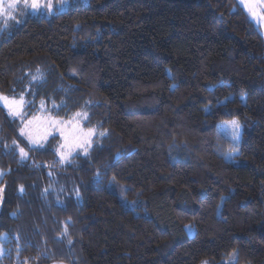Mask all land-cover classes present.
<instances>
[{
	"label": "trees",
	"instance_id": "trees-1",
	"mask_svg": "<svg viewBox=\"0 0 264 264\" xmlns=\"http://www.w3.org/2000/svg\"><path fill=\"white\" fill-rule=\"evenodd\" d=\"M16 14L0 93L29 104L22 118L0 106L1 264H217L232 251L264 264V36L238 1ZM40 109L86 112L88 154L61 162L55 136L30 146L21 124ZM233 119L231 161L219 125Z\"/></svg>",
	"mask_w": 264,
	"mask_h": 264
},
{
	"label": "rangeland",
	"instance_id": "rangeland-1",
	"mask_svg": "<svg viewBox=\"0 0 264 264\" xmlns=\"http://www.w3.org/2000/svg\"><path fill=\"white\" fill-rule=\"evenodd\" d=\"M55 0H51V4H52V9L51 11H48L45 7H41L39 10L37 11H33L31 8H27L24 9L23 11L26 13H32V14H46V15H50L54 12H60V11H64L68 8L69 6V0H56V2H54ZM238 3L244 8V10L246 11V13L248 14L249 18L256 24V26L260 29L261 33L264 36V0H237ZM42 3H45L44 0H41ZM54 2V4L52 3ZM61 4H63V7H61ZM249 9H251V12L249 11ZM252 12L255 13V16L252 15ZM17 11L14 13L15 16H17ZM9 22H11V19H7L6 21V25L5 26V18L4 17H0V33L3 30H6L8 28H10V24ZM3 96H7L4 94H1ZM7 97H13V96H7ZM19 98V97H16ZM25 99V98H24ZM0 106H2L3 108H5L3 106L2 103H0ZM6 111L8 112V109L5 108ZM25 111V110H24ZM75 116V115H74ZM74 116L70 119H61V118H57L54 116H51L49 114H46L44 111H42V109H40L39 112H34L32 113L30 116H28V118H26L24 121H22L21 124V129L23 128L25 130L26 135H24V139L28 142V144L30 146H34L33 144L29 143V137H31L33 140L36 141V144H45L51 137H58V143H57V149L59 148V146L62 143H65V140L61 138V132L60 131H53L51 128L47 127L48 121L52 120V119H56V120H60V121H64V125L63 127V135L65 137L68 138V140L70 142L75 143V141H73V136L75 135L76 131H78L79 129H84L85 131H87V129L89 128H84L82 126V122H83V118L82 117H76L75 120H73ZM13 117V116H11ZM14 118H21V117H14ZM31 121V123L29 124L28 122ZM78 121L79 123V128L76 127V122ZM232 121H237L236 119L233 120H229V121H225L220 123L219 125V129L221 131V133L228 138L230 141H232V143L235 146V149L229 151L226 153V158L228 160H233L237 150H236V145L239 143V140L241 138V134H242V125L240 124V136L238 140H233L232 139V133H231V128H230V124ZM94 129V128H91ZM47 133H51L50 135ZM95 133L97 134V131L95 130ZM96 134L94 136L91 137V142L93 140V138L96 136ZM37 147V146H34ZM62 152H64L67 156V159L64 160L63 162H67L75 153H77L78 151H82V149L77 148L75 146L71 147V154L68 155L69 153V149L68 148H64L61 149ZM58 158L60 160V155L57 153ZM61 161V160H60ZM0 176H1V171H0ZM2 206V192L0 190V209ZM186 229L188 230V234L190 236H192L194 234V228L188 226L186 227ZM7 241L6 235L3 234L2 236H0V264H1V259L4 256V254L6 253V246H4V243ZM204 262H207V264H211L208 261H203L201 264H204ZM51 264H68L64 261H57V262H53ZM217 264H237V252L236 251H232L231 253H229L226 257L222 258L221 260L217 261Z\"/></svg>",
	"mask_w": 264,
	"mask_h": 264
},
{
	"label": "snow or ice",
	"instance_id": "snow-or-ice-1",
	"mask_svg": "<svg viewBox=\"0 0 264 264\" xmlns=\"http://www.w3.org/2000/svg\"><path fill=\"white\" fill-rule=\"evenodd\" d=\"M243 2V0H242ZM41 7H45L48 11H51L52 9V4L50 0H47V2L42 3L41 0H0V17L5 18V26L7 19H13L15 20L16 17L14 13L16 11H23L24 9L31 8L33 11L39 10ZM61 7H63V4H61ZM251 12V9H249ZM252 15L255 16V13L252 12ZM0 103L3 104L5 108L8 109V114L13 117H23L25 115V108L29 104L28 101L24 99V96L21 95L19 98L16 97H7L0 95ZM45 106V102L41 100V107L43 108ZM55 107V105H53ZM76 117H82L84 120H87L88 114L85 113H76L73 120H75ZM29 124L31 121L28 122ZM64 121L52 119L48 121L47 127L51 128L53 131H60L61 132V138L65 140V143H62L59 148L57 149V153L60 155V160L63 162L64 160L67 159V156L64 152L61 151V149L68 148L69 153L68 155L71 154V147L75 146L77 148H80L83 150L84 154H88V149L91 147V137L94 136L95 129H87L85 131L84 129H79L76 131L75 135L73 136V141H75L74 145L72 142L68 140L67 137L63 135V125ZM76 127L79 128V123L78 121L76 122ZM240 124L238 121H232L230 124L231 128V133H232V139L233 140H238L240 136ZM20 134L22 136L26 135L25 130L22 128L20 130ZM51 134V133H47ZM100 135H104V133H100ZM29 143L33 144L34 146H39L43 147V144H36V141L33 140L31 137H29ZM22 158L27 157V152L24 151L23 148L19 149ZM21 191L23 189L21 188ZM204 264H207V262H204Z\"/></svg>",
	"mask_w": 264,
	"mask_h": 264
},
{
	"label": "crops",
	"instance_id": "crops-1",
	"mask_svg": "<svg viewBox=\"0 0 264 264\" xmlns=\"http://www.w3.org/2000/svg\"><path fill=\"white\" fill-rule=\"evenodd\" d=\"M51 1V0H50ZM44 2H47V0H44ZM54 2H56V0L54 1ZM54 2H52L53 4H54ZM19 11V10H18Z\"/></svg>",
	"mask_w": 264,
	"mask_h": 264
}]
</instances>
